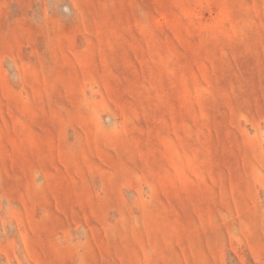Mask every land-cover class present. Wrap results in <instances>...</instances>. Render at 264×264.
I'll return each mask as SVG.
<instances>
[{
	"label": "rangeland",
	"instance_id": "1",
	"mask_svg": "<svg viewBox=\"0 0 264 264\" xmlns=\"http://www.w3.org/2000/svg\"><path fill=\"white\" fill-rule=\"evenodd\" d=\"M0 264H264V0H0Z\"/></svg>",
	"mask_w": 264,
	"mask_h": 264
}]
</instances>
